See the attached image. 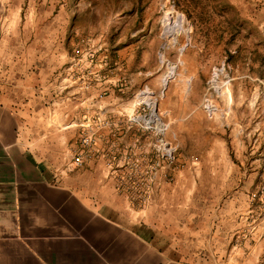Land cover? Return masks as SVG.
<instances>
[{
    "label": "rangeland",
    "instance_id": "374dc122",
    "mask_svg": "<svg viewBox=\"0 0 264 264\" xmlns=\"http://www.w3.org/2000/svg\"><path fill=\"white\" fill-rule=\"evenodd\" d=\"M0 53L50 62L27 85L91 119L68 129L69 174L180 245L199 231L197 258L264 264V0H0Z\"/></svg>",
    "mask_w": 264,
    "mask_h": 264
},
{
    "label": "crops",
    "instance_id": "0c3cea01",
    "mask_svg": "<svg viewBox=\"0 0 264 264\" xmlns=\"http://www.w3.org/2000/svg\"><path fill=\"white\" fill-rule=\"evenodd\" d=\"M34 41L46 61L48 39ZM0 54V264H212L197 258L204 243L189 240L199 231H184L180 245L113 185L82 168L69 174L68 129L91 119L70 116L52 86L27 85L32 72L50 77V62L37 71L32 56L25 71L13 54L8 69Z\"/></svg>",
    "mask_w": 264,
    "mask_h": 264
},
{
    "label": "built area",
    "instance_id": "2783aa9c",
    "mask_svg": "<svg viewBox=\"0 0 264 264\" xmlns=\"http://www.w3.org/2000/svg\"><path fill=\"white\" fill-rule=\"evenodd\" d=\"M75 164H76V166H79V167L83 165V159H82L81 156H78V157L75 159ZM144 201H146V200H144Z\"/></svg>",
    "mask_w": 264,
    "mask_h": 264
}]
</instances>
